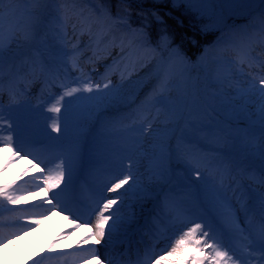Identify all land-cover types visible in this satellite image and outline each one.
I'll use <instances>...</instances> for the list:
<instances>
[{
	"label": "snow or ice",
	"instance_id": "snow-or-ice-1",
	"mask_svg": "<svg viewBox=\"0 0 264 264\" xmlns=\"http://www.w3.org/2000/svg\"><path fill=\"white\" fill-rule=\"evenodd\" d=\"M45 2L0 0V74L7 65L10 75L29 72L34 80L42 78L46 86L58 85L60 89L54 103L43 100L42 89L39 101L33 105L25 98L30 93L14 90L10 85L5 105L0 75V153L4 149L8 152L0 164V173L25 159L29 165L18 182L0 183V249L36 231L49 215L59 212L69 220L71 231L62 233L31 264H93V261L95 264H264V0H242L258 5L250 23L242 28L225 24L219 29L212 48H205L198 57V62L216 57L214 62L226 65L225 79L237 85L227 95L240 102L245 111L256 110L253 114L259 119L260 145L255 153L239 144L241 134L254 135L247 123L236 135L225 136L222 148L201 145L193 137L184 135L182 124L197 132L205 128L197 126L186 102L176 101L171 95L176 80L188 73L191 64L180 46L172 44L166 31L164 16H171V10L164 15L159 9L151 12L155 22L164 26L155 47H151L143 27L132 30L137 39L128 41L127 51L124 39L119 41L120 54L126 59L142 50L144 54L137 62L142 66L155 62L156 86L138 104V96L125 91L124 73L118 84L113 82L110 71L97 81L91 76L85 77L81 68V37L88 38L84 50L93 45L98 47L109 38V43L116 46V37L105 19L108 14L103 9H89L87 15L84 10L70 15V11L74 13V6L71 10L62 6L57 10L59 15L53 21L52 31L58 39L66 40L71 24L75 39L71 50L55 49L47 62L41 53V58H33L30 64L25 60L17 66L16 58L9 55L12 45L19 46L21 40L30 43L38 39L37 29L43 22L39 9ZM206 2L153 0L155 5L183 6L185 12H201L196 6ZM25 3L32 6L22 8ZM118 20L121 26L130 27L123 17ZM229 49L232 57L225 59L223 53ZM35 52L39 53V49ZM70 72L80 75L71 79ZM132 105L136 107L123 114ZM162 118L166 127L160 139L161 163L153 177L165 186L173 185L169 189L172 195L166 202L174 205L169 225L156 233V242L162 243L163 248L157 253L154 245L144 251L143 258L138 253L134 262L123 258L118 262L106 249L112 244L118 225L124 222L120 213L127 202L125 198L135 196L146 200L155 189L141 183L134 174L138 164L129 160L126 167L122 162L119 169L105 167L107 162L90 156L87 146L90 141L102 142L109 130L151 137L158 132L155 124ZM85 124L89 126L87 139L83 135ZM97 127L100 132L96 131ZM178 130L181 136L177 138ZM174 138L178 140L175 148L170 143ZM180 141L198 147L189 150ZM254 172L259 173L260 190L248 188L247 193L242 192V187L247 186L240 185L233 174ZM88 175H103L104 179L91 190L85 205L76 200L75 194L78 181ZM192 188L204 196L197 207L184 209L179 198L184 189ZM228 192L232 193L231 198ZM40 193L43 196L39 202L28 207L26 202ZM118 204L120 207L114 209ZM81 228L84 235L72 246V251L56 250L61 240L70 238ZM100 245L103 248L97 247Z\"/></svg>",
	"mask_w": 264,
	"mask_h": 264
},
{
	"label": "bare ground",
	"instance_id": "bare-ground-1",
	"mask_svg": "<svg viewBox=\"0 0 264 264\" xmlns=\"http://www.w3.org/2000/svg\"><path fill=\"white\" fill-rule=\"evenodd\" d=\"M32 5L30 3L22 4L21 7H31ZM62 6L67 7L68 9H73L74 6V13L70 11V15H74L75 13H79L81 10H84L85 15H87L88 9L86 8V5L82 0H49L46 9L45 14L42 16L43 22L39 25L37 31H38V39L35 41H32L30 43H26L23 40L20 41L19 46L16 44L12 45L11 52L9 55L14 56L15 64L17 66L21 65L25 60H28L29 64L31 63V60L33 58L39 59L40 54L42 53V58L47 62L51 57L50 53L54 55L55 49L58 48H67L69 51L71 50L72 44L75 43L74 37L72 33L71 24H69L68 27V37L66 40L56 39V35L53 29V14L58 12L57 10L61 8ZM107 19V23L112 28V35L116 37V46H113L109 43V39H105L100 43V45L97 47L96 45H93L91 48L90 54H86L85 56L81 57V68L85 74V77L91 76L94 80L99 81L101 77L105 74V72L110 71L111 72V78L114 83H121V73H124L125 79L122 82L125 86V91L127 93H132L135 96H138L137 104L140 100H143L144 97L152 91V89L156 86L157 81L154 78V71H155V62L152 63H146L143 66L137 62L139 57L142 56L144 53L142 50H138L130 59H126L124 56L120 54L119 49V41L123 38L125 42V47L127 51V45L128 41H135L137 38L133 36L132 30L126 27L121 26L118 23H115L113 19L105 17ZM98 27V26H97ZM78 35V33H77ZM54 39V41H53ZM216 42V41H215ZM214 43H207L206 48L211 49L212 45ZM88 44V38L86 36L80 38V46L81 50L84 54V46ZM133 47H136L135 44H133ZM152 47V46H151ZM89 48V49H91ZM39 49V53H36L35 50ZM93 51L96 52V56H93ZM224 58L228 59L231 58L232 52L229 49L228 51L223 53ZM216 57H210L206 60V66L208 67V72L212 71V73L208 77V86H209V93L208 96L212 97L213 99H220V102L222 103V107L228 112V117L231 120L236 119H243L246 117V114H249L248 120L252 123H258L259 119L257 115H254L252 111H245L240 102L234 101V98L230 95H227V93L234 90L236 85L235 81H228L225 79L227 76L226 72V65L222 63H216L214 60ZM219 71L223 75H218L216 72ZM2 75L3 79V87L6 91V97L7 95V89L11 85V87L16 90L18 86L30 84L33 88L34 85L39 84L40 86L45 85L43 83L42 78L41 79H33L32 75L29 72H21L19 75H10L8 72L7 65L5 66V71L0 74ZM80 75V73H69V77L73 79L75 76ZM58 88V92L60 91L58 85H56ZM26 92L25 90H23ZM27 93V92H26ZM28 93H34V92H28ZM131 98V97H128ZM237 105L238 108L233 105ZM136 105H132L131 108H125L123 114H127L128 112H131ZM241 108V109H239ZM88 125L85 124L83 126V135L87 139L88 138ZM155 127L158 129V132L151 136V137H145V143L146 146L148 145L152 153L148 157V159L154 160V161H160V155L159 153H154L155 151L160 150V139L165 134V123L163 121V118L156 122ZM97 132H100L101 129L97 127ZM107 133L114 134L115 138L118 137H126L124 133H121L116 130H109ZM106 133V135H107ZM181 135L177 136L180 137ZM186 136V135H185ZM186 137H194L193 135H187ZM254 140V136L250 137H244L241 138L239 141L240 146H247L249 152L251 149V142ZM117 142V140L112 142H107L105 145L109 146V151L113 155V159H118L122 155L117 153L114 150H111V147ZM101 142L88 143V153H91L93 148L96 145H100ZM173 148L176 147L178 140L177 139H171L170 141ZM181 146L186 149H193L195 144H187L184 141H180ZM156 148V149H155ZM6 153L2 152L0 153V164L4 163V156ZM101 158H104L106 155V152L101 150L99 153ZM127 158L130 159L134 164H138V170L137 168H134L133 171H136V176H140V171L144 170L146 174L149 173L150 169L148 168V161L141 160V154H135V153H127ZM3 159V161H2ZM28 161L27 159L20 161L15 166L8 168L6 172L0 173V183H11L14 181L18 182V177L22 174L23 170L28 167ZM35 170H33L34 172ZM143 172V173H144ZM19 173V174H17ZM142 175V174H141ZM244 176H248L246 173L243 174ZM250 176V175H249ZM146 179L152 180V184L156 185L153 186L155 191L162 185L161 182H158L154 179L153 174L151 177H146ZM195 179V177H194ZM249 179V178H248ZM175 184V183H174ZM127 187V185L125 186ZM154 191V192H155ZM154 192L152 194H154ZM43 196V193H40L38 196L31 197L27 202V206L31 207V205L38 203L40 197ZM200 198L204 196L203 192H199ZM127 199L126 204H133L134 203H142L143 200H139L137 197L133 199L131 196L126 197ZM150 203V202H149ZM148 203V204H149ZM146 203L143 204V207ZM169 203L165 202V206H167ZM118 205L114 206V208L118 207ZM121 216L124 219V222L121 225H118L117 231L113 235L112 238V244L106 249L108 253L111 254V256L116 257L117 254L120 252L122 248V243L118 244L116 243L119 238H121L134 224L137 223L140 216L137 214V210H127L125 213L121 214ZM138 217V219H137ZM111 223V222H110ZM72 226L69 224V220L63 218L59 212L55 213L54 215H49L47 219H45L34 232H28L27 234L23 235L21 238L12 241V243L8 246H6L3 249H0V264H31V261L34 257H37L39 253L45 252L49 245L54 242L62 233L71 231ZM123 233H120L122 232ZM84 235V229L81 228L78 232H75L72 234L70 238L61 240L56 245V250H64V251H72V246L75 245L77 240ZM99 248H103L101 246H97ZM163 248V246L161 247ZM93 264H95V261H93Z\"/></svg>",
	"mask_w": 264,
	"mask_h": 264
},
{
	"label": "rangeland",
	"instance_id": "rangeland-1",
	"mask_svg": "<svg viewBox=\"0 0 264 264\" xmlns=\"http://www.w3.org/2000/svg\"><path fill=\"white\" fill-rule=\"evenodd\" d=\"M49 0H46L45 3H43L40 6L39 9V14L42 17L45 14V9L46 6L48 4ZM113 2L116 5L115 9H120L123 8V4H127L128 2H124L122 0H113ZM217 0H207L206 3L204 4H200L197 5L196 7L202 9L201 12H185L183 10V6L181 7H177V8H171L177 12L178 14L185 16L189 19V16H191L193 18V20L199 19V18H203L204 15H207L216 5ZM130 3V2H129ZM229 4L230 6H233L235 4L238 5H242L245 7H249L251 8L253 6V4H249V3H245L242 2V0H229ZM86 8L95 10V9H103L107 12L108 14V18L113 19V21L115 23L120 24L118 18L123 17L125 20L128 21V23L130 24V27H127L131 30L133 29H140L141 26L140 23H136L135 20H131L125 13V11L122 10H116V11H111L109 9H107L101 2L100 0H88L87 3H85ZM168 8V6H167ZM258 8V5L256 4V9ZM135 9V8H134ZM159 11L162 12V14L164 15L165 13V6L164 5H159L158 8ZM256 9L254 11H252L250 14L246 15V13H242L240 14L237 18H234L230 21H228L227 23H224L221 27H223L225 24L231 26V25H235L238 28H242L244 25L249 24L252 16H254L256 14ZM169 10V9H168ZM59 15L58 12H56L55 14H53V18L55 19L57 16ZM171 19L177 23H179L180 25H184V23H181L179 18L175 15H173L171 13ZM54 21V20H53ZM258 23V21H257ZM121 25V24H120ZM212 25V24H211ZM53 26L55 27V25L53 24ZM219 27L218 29H215L213 31H209L208 34L206 35V37L202 38L200 40V43L198 45V49H196L195 52H193V56L190 57L188 56V54H186V51L183 48V52L184 55L189 59V61H191V64L189 65V71L188 73L185 74V76L183 78H179L176 80L174 88L172 90V98L176 101H182V102H186L188 109L191 110L192 112V119L194 121H196L197 126H201L203 125L205 130L204 131H195L194 129L190 128V127H186L185 125H181V129H183L184 135H193L194 137H196L195 140L199 141V144L201 145H207V146H211V147H224V137L227 136L229 133L232 135H236L237 134V130L240 128L244 127V124L247 123L249 125V128L253 130V132L255 133H259L260 134V124L259 122L251 125V123H249L248 121V116L249 114H246V117H244L243 119H236V120H230L228 117V112L222 107V103L220 102V99H213L211 96H208L209 91V86H208V77L209 75L212 73V71L208 72V67L206 66V61L204 62H198V57H201L204 49L206 48V44L209 43H214L218 37L219 33V29L221 28ZM163 27H158L156 26L155 28H153L149 33L146 31V29L144 28V30L147 32L148 37H149V41L152 47H155L157 42L159 41L160 38V33L162 31ZM193 31H195L193 29ZM175 46V45H174ZM86 51V50H85ZM190 52V50H189ZM88 53V52H86ZM218 74V73H217ZM220 75V74H219ZM237 106V105H236ZM238 108V106H237ZM243 108V107H241ZM239 108V109H241ZM213 109H215V111H212ZM248 111H252L255 112L256 110L250 109ZM181 135V131H176L175 132V137ZM136 136L134 143L132 144V148L135 152H140L139 154H141L142 159L141 160H145L148 161V168L150 169L149 173L146 174V172H144V170H141L140 176L138 178H140L141 183L145 184V185H150V186H156L152 184V180L150 179H146V177H151L152 174L158 169L161 161H154L151 159H148V157L150 156V154L152 153L151 148L147 145L146 143L143 145H136V141L142 140V137L139 136V134L137 133V135H133ZM245 136L243 134H241V138H244ZM256 141V140H255ZM260 143V142H259ZM259 143H251V149L250 152L255 153L256 150L259 147ZM156 149V148H155ZM154 153H159L160 155V150L157 152L155 151ZM144 172V173H143ZM134 174H136V171H134ZM142 174V175H141ZM178 176L181 175L180 173L177 174ZM193 177H195L193 175ZM162 183V188H165L166 186ZM135 197V196H133ZM146 200H143L142 203L137 204L132 206V208H141L142 204H144ZM137 203V202H136ZM124 208V207H123Z\"/></svg>",
	"mask_w": 264,
	"mask_h": 264
},
{
	"label": "trees",
	"instance_id": "trees-1",
	"mask_svg": "<svg viewBox=\"0 0 264 264\" xmlns=\"http://www.w3.org/2000/svg\"><path fill=\"white\" fill-rule=\"evenodd\" d=\"M131 2L130 9L135 11L137 6H148L149 10L146 13L148 18H153L151 12L154 9H157L159 5H155L153 0H128ZM135 8V9H134ZM170 9V8H169ZM174 15L175 11L171 10ZM233 10L229 8V1L228 0H218L216 6L207 14L204 15L203 18H199L193 20L192 18L182 17L178 15V17L182 18V22L184 25H179L177 22L173 21L169 16L165 19L167 26L169 27V32L172 33L177 39L178 37L182 40L184 44H189L191 41L199 40L203 34L207 32H211L216 28L220 27L222 23L226 21L227 18L230 17ZM160 14L162 12L160 11ZM212 24V25H211ZM193 29L195 31H193Z\"/></svg>",
	"mask_w": 264,
	"mask_h": 264
}]
</instances>
